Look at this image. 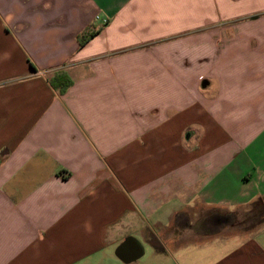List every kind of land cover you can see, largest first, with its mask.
<instances>
[{"label": "crops", "instance_id": "crops-1", "mask_svg": "<svg viewBox=\"0 0 264 264\" xmlns=\"http://www.w3.org/2000/svg\"><path fill=\"white\" fill-rule=\"evenodd\" d=\"M0 264H264V0H0Z\"/></svg>", "mask_w": 264, "mask_h": 264}, {"label": "trees", "instance_id": "trees-1", "mask_svg": "<svg viewBox=\"0 0 264 264\" xmlns=\"http://www.w3.org/2000/svg\"><path fill=\"white\" fill-rule=\"evenodd\" d=\"M94 35L93 31L83 33L79 36V45H83L89 38ZM51 85L59 90L62 93L68 86L71 85V80L65 77L62 74H56L50 80Z\"/></svg>", "mask_w": 264, "mask_h": 264}, {"label": "water", "instance_id": "water-1", "mask_svg": "<svg viewBox=\"0 0 264 264\" xmlns=\"http://www.w3.org/2000/svg\"><path fill=\"white\" fill-rule=\"evenodd\" d=\"M133 239L127 238L125 239V241H123V243H121L117 249H116V256L119 257L120 259L125 258L126 252H127V248L129 247V245H132ZM141 254V253H140ZM140 254H135L132 255L130 257V259H128L127 262H130L132 260H135L139 257Z\"/></svg>", "mask_w": 264, "mask_h": 264}, {"label": "built area", "instance_id": "built-area-1", "mask_svg": "<svg viewBox=\"0 0 264 264\" xmlns=\"http://www.w3.org/2000/svg\"><path fill=\"white\" fill-rule=\"evenodd\" d=\"M106 21L105 20H102V23H105Z\"/></svg>", "mask_w": 264, "mask_h": 264}]
</instances>
